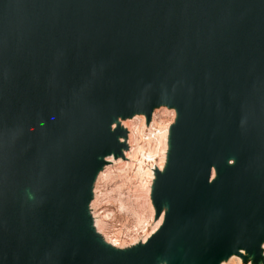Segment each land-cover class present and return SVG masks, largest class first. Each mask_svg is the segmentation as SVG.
I'll return each mask as SVG.
<instances>
[{"label":"water","instance_id":"obj_1","mask_svg":"<svg viewBox=\"0 0 264 264\" xmlns=\"http://www.w3.org/2000/svg\"><path fill=\"white\" fill-rule=\"evenodd\" d=\"M174 114L125 247L91 213L124 122ZM264 0H0V264H264Z\"/></svg>","mask_w":264,"mask_h":264},{"label":"bare ground","instance_id":"obj_2","mask_svg":"<svg viewBox=\"0 0 264 264\" xmlns=\"http://www.w3.org/2000/svg\"><path fill=\"white\" fill-rule=\"evenodd\" d=\"M173 119L172 111L161 108L154 111L148 127L141 116L123 123L128 130L126 160L108 158L113 167L105 168L99 175L91 203L96 230L113 246L125 247L137 241L144 242L161 224V218L153 222L149 187L153 169L161 170L164 164L166 134ZM130 163L138 165H122ZM102 206L105 210L101 217L97 210ZM107 218L112 220V225L105 222ZM122 237L123 242H120ZM223 264L242 263L238 257H232Z\"/></svg>","mask_w":264,"mask_h":264},{"label":"rangeland","instance_id":"obj_3","mask_svg":"<svg viewBox=\"0 0 264 264\" xmlns=\"http://www.w3.org/2000/svg\"><path fill=\"white\" fill-rule=\"evenodd\" d=\"M141 121H142V120H141ZM122 165H134V166H137L138 164L130 163V164H122ZM122 165H120V166H122ZM109 167H113V164L110 165ZM114 169H115V168H114ZM111 170L113 171V169H111ZM111 170H109V171H111ZM107 208H110V209H111V207H109V206H108ZM104 210H105V207H103V206H102V207H99L98 210H97V213H99V214L101 215V217H102V215H103V211H104ZM105 222L108 223L109 225H112V220H111L110 218H107V219L105 220ZM110 230H112V229H110ZM139 234H140V233H139ZM139 234H138V235H139ZM138 235H137V236H138ZM110 236H111V234H110ZM123 238H124V237H122V239L120 240V242H123ZM126 240H127V239H125V242H126ZM127 241H128V240H127Z\"/></svg>","mask_w":264,"mask_h":264}]
</instances>
